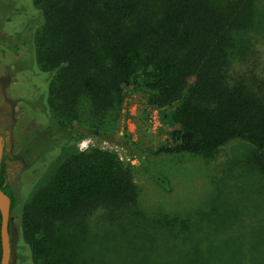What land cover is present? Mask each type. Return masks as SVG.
<instances>
[{"label": "trees", "instance_id": "obj_1", "mask_svg": "<svg viewBox=\"0 0 264 264\" xmlns=\"http://www.w3.org/2000/svg\"><path fill=\"white\" fill-rule=\"evenodd\" d=\"M31 2L39 21L27 47L30 62L48 85L43 93L48 113L73 120L81 96L110 105L141 88L159 109L169 137L154 156L211 155L235 142L264 152V67L255 47L264 35V0ZM3 31L0 27V52L7 49V39L18 37L16 31L4 37ZM74 134L76 140L81 133ZM127 174L114 154L99 150L57 166L19 218L35 260L71 264L47 245L45 235L53 232L54 220L85 216L98 203L119 207L134 194ZM9 187L1 161L0 189L10 199L11 212L15 204ZM258 233L261 240L252 245L264 248V230ZM254 247L242 245L247 264H264Z\"/></svg>", "mask_w": 264, "mask_h": 264}, {"label": "rangeland", "instance_id": "obj_2", "mask_svg": "<svg viewBox=\"0 0 264 264\" xmlns=\"http://www.w3.org/2000/svg\"><path fill=\"white\" fill-rule=\"evenodd\" d=\"M38 21L31 0H0L2 34L16 31L18 36L6 40L7 49L0 52L2 160L15 204L9 217L10 264H39L22 238V208L57 166L98 150L121 161L134 194L119 207L98 203L85 216L54 220L53 232L45 235L51 252L66 255L71 264H226L236 259L247 264L242 245L254 247L264 230V152L235 142L211 155L154 156L169 137L159 109L141 88L110 105L81 96L73 120L48 113L43 98L48 85L30 62L26 45ZM255 47L264 67V35ZM9 63L16 71L7 70ZM94 129L104 136L92 135ZM69 130L81 133L72 143ZM255 249L264 260V248Z\"/></svg>", "mask_w": 264, "mask_h": 264}, {"label": "water", "instance_id": "obj_3", "mask_svg": "<svg viewBox=\"0 0 264 264\" xmlns=\"http://www.w3.org/2000/svg\"><path fill=\"white\" fill-rule=\"evenodd\" d=\"M3 153V139L0 134V163ZM10 199L0 189V264H9L10 239H9Z\"/></svg>", "mask_w": 264, "mask_h": 264}, {"label": "flooded vegetation", "instance_id": "obj_4", "mask_svg": "<svg viewBox=\"0 0 264 264\" xmlns=\"http://www.w3.org/2000/svg\"><path fill=\"white\" fill-rule=\"evenodd\" d=\"M5 23H7V21H5L4 20V24ZM1 27L4 29L5 28V25L3 26V25H1ZM5 30V29H4ZM16 33V32H15ZM8 41H11V40H9V39H7ZM27 46H28V43L26 44ZM17 45H15L14 47H16ZM7 70H9V71H16V69H15V67L13 66V65H9L8 66V69ZM26 79V78H25ZM10 81H11V83H13V85H14V91L16 90V79L15 78H11L10 79ZM25 81V80H24ZM7 83V82H6ZM5 83V84H6ZM4 84V85H5ZM18 90V89H17ZM70 128H73L72 126L70 127ZM71 132H73V130H69L68 131V133L70 134ZM78 132V131H77ZM77 132H75V133H77ZM79 133V132H78ZM0 134H1V132H0ZM77 137V135H75L74 133H73V139L71 140V141H69L70 143H72L74 140H75V138ZM64 142H66V139L64 140ZM2 156H3V153H2ZM1 161H3L2 160V158H1ZM9 264H10V260H9Z\"/></svg>", "mask_w": 264, "mask_h": 264}]
</instances>
